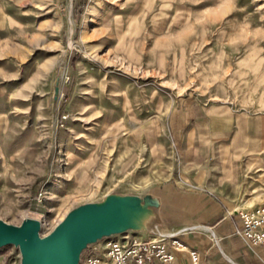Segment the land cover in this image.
Masks as SVG:
<instances>
[{
    "label": "rangeland",
    "instance_id": "374dc122",
    "mask_svg": "<svg viewBox=\"0 0 264 264\" xmlns=\"http://www.w3.org/2000/svg\"><path fill=\"white\" fill-rule=\"evenodd\" d=\"M207 178L264 204V0H0L1 219L126 198L124 232L171 235L149 190Z\"/></svg>",
    "mask_w": 264,
    "mask_h": 264
},
{
    "label": "crops",
    "instance_id": "0c3cea01",
    "mask_svg": "<svg viewBox=\"0 0 264 264\" xmlns=\"http://www.w3.org/2000/svg\"><path fill=\"white\" fill-rule=\"evenodd\" d=\"M212 186L208 178L203 183L172 179L149 190L147 204L153 206L156 219H172L171 229L182 228L178 234L200 250L207 264H233L228 257L237 264H264V246L250 245L235 235L239 209L227 207L224 199L212 192ZM212 238L219 240V249ZM12 245L16 246L0 247V264H13Z\"/></svg>",
    "mask_w": 264,
    "mask_h": 264
},
{
    "label": "built area",
    "instance_id": "2783aa9c",
    "mask_svg": "<svg viewBox=\"0 0 264 264\" xmlns=\"http://www.w3.org/2000/svg\"><path fill=\"white\" fill-rule=\"evenodd\" d=\"M240 230L250 245L264 246V204L239 211ZM79 264H207L200 250L179 234L137 236L129 232L104 235L88 243Z\"/></svg>",
    "mask_w": 264,
    "mask_h": 264
},
{
    "label": "water",
    "instance_id": "95a60500",
    "mask_svg": "<svg viewBox=\"0 0 264 264\" xmlns=\"http://www.w3.org/2000/svg\"><path fill=\"white\" fill-rule=\"evenodd\" d=\"M87 211L96 215L103 212L97 214L90 206L74 209L46 235H40L39 219L26 217L19 224H13L0 218V247L10 243L18 246L21 264H34L36 260H47L50 264H78L80 252L88 243L125 230L124 226L109 228L77 222L79 216ZM103 229L109 230L100 233Z\"/></svg>",
    "mask_w": 264,
    "mask_h": 264
},
{
    "label": "bare ground",
    "instance_id": "6f19581e",
    "mask_svg": "<svg viewBox=\"0 0 264 264\" xmlns=\"http://www.w3.org/2000/svg\"><path fill=\"white\" fill-rule=\"evenodd\" d=\"M142 211L149 213L144 209L136 210V208L133 207L132 204L129 203V200L126 198L119 201L112 199L109 206L100 215H96L91 213L90 211H87L79 216L77 222H80L82 224H90L93 226H104L109 228L117 226L118 228H122L123 226H126L130 223L139 225L140 221H142L143 218H146V214H144L145 212L143 213ZM156 225L158 224L156 223ZM172 234H174V232H172L171 235ZM228 259L233 264H236L229 257ZM34 264L50 263L47 260H36Z\"/></svg>",
    "mask_w": 264,
    "mask_h": 264
}]
</instances>
